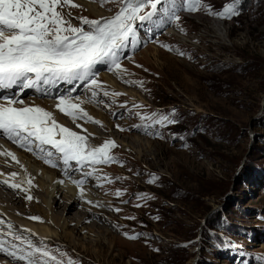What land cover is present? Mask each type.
I'll list each match as a JSON object with an SVG mask.
<instances>
[{
  "label": "rangeland",
  "instance_id": "obj_1",
  "mask_svg": "<svg viewBox=\"0 0 264 264\" xmlns=\"http://www.w3.org/2000/svg\"><path fill=\"white\" fill-rule=\"evenodd\" d=\"M79 1L96 6L106 16L101 20L114 16L122 3ZM230 2L236 0H202L213 12ZM172 8L178 21L166 13ZM185 8L186 0H162L155 15L168 20L167 28L137 51L120 56L119 69L101 73L98 86L78 97L87 109L83 112L100 122L92 124L103 138L71 125L70 117L58 110L73 130L87 135L88 143L109 138L108 120L126 144L112 140L116 147L109 155L118 158L84 171L95 168L88 176L90 189L105 202L111 193L116 197L97 209L108 220L95 218V227L90 221L82 229L69 226L74 244L32 241L47 246L64 264L68 259L75 264H264V0H238L239 14L230 19ZM63 11H71L66 18L85 30L79 17L98 19L82 7ZM150 11L145 7L139 15ZM144 28L135 26L140 33ZM103 75L112 77V86ZM93 91L100 98L96 103ZM23 101L17 107L48 111L39 105L46 99ZM165 116L168 120L159 123ZM132 135L142 139L141 145L128 147ZM122 173L120 181H108ZM0 191L8 192L3 184ZM81 205L76 211L83 210ZM15 211L29 217L37 212L22 204ZM2 231V237L13 233ZM9 242L26 248L17 240Z\"/></svg>",
  "mask_w": 264,
  "mask_h": 264
},
{
  "label": "snow or ice",
  "instance_id": "obj_2",
  "mask_svg": "<svg viewBox=\"0 0 264 264\" xmlns=\"http://www.w3.org/2000/svg\"><path fill=\"white\" fill-rule=\"evenodd\" d=\"M95 2L103 5L106 0ZM161 3L162 0H122L119 11L110 18L101 20L79 17L80 24L87 25L88 30H85L82 26H74L66 18L71 16V11H63L66 6L80 7L72 0H0V89L18 86L21 90L40 91L41 84L55 85L59 81L71 84L90 78L91 85L98 86L94 68L98 64H110L119 69V54L135 36L134 22L151 20ZM149 6L150 12L139 15ZM201 8L220 19H230L239 14L238 0L226 3L219 12H213L202 0H186L185 10L195 12ZM167 11L171 12V19L179 20L175 8L166 10V13ZM140 84L142 86V82ZM104 95L107 96L108 93L105 92ZM95 96L93 91V97ZM4 100V103H0V134L26 151L32 152L33 147L37 148L43 154L39 158L51 167H57L56 161L59 160L65 166L67 174L71 162L83 168L85 165L110 164L115 160V157L109 155V150L116 147L114 141L109 140L100 147H93L89 145L86 136L59 124L53 113L38 106L17 107L24 105L23 100L8 97ZM56 107L73 122L87 119L88 122L100 123L92 120L69 96L60 97ZM167 120L168 117L165 116L158 122L164 123ZM45 146H50L54 152L46 150ZM0 155H7L16 161L11 152H0ZM54 156L56 159H53ZM95 171L93 168L84 174L91 176ZM11 175L15 178L18 173L13 172ZM72 182L80 189L79 195L83 199L85 181ZM2 183L13 190L20 188L18 183H9L7 180ZM27 183L30 187L33 186L31 179ZM116 195L121 193L117 192ZM27 199L31 200L32 197L28 196ZM30 219L39 220L38 217ZM3 223L0 221V225ZM8 228L11 229V225ZM7 234L26 245V248L12 245L9 250L5 247V242L0 240V251L13 259L22 261L23 264H64V260L57 259L47 246H36L31 240H25L12 232ZM60 255L64 256L63 253ZM67 264H75V261L68 259Z\"/></svg>",
  "mask_w": 264,
  "mask_h": 264
},
{
  "label": "bare ground",
  "instance_id": "obj_3",
  "mask_svg": "<svg viewBox=\"0 0 264 264\" xmlns=\"http://www.w3.org/2000/svg\"><path fill=\"white\" fill-rule=\"evenodd\" d=\"M72 2H76L78 5H80V7L85 9L87 13H89L90 15L96 16V18L98 19H101L102 17H106V16H103L104 14L94 5L86 4L79 0H72ZM103 78H105V81L109 83L110 85L114 83L111 80L112 79L111 76H104ZM73 102L79 104L82 110L84 109L87 111L86 108H83L81 106L78 98L73 99ZM57 103L58 101H55V100H47V101H41L39 105L46 107L49 112L53 113L54 118L59 124L65 127H68L70 130L75 131L78 134H82V131H83L87 133L89 136L94 135L96 136V138L97 137L103 138L101 135L98 134L92 122H89L90 125H88L87 119H83L84 121H86V123H82V122L78 123L77 120H76L77 122L76 121L73 122L71 118L66 119L68 120V122L70 121L72 123L71 125L77 126L82 131L73 130L74 126L72 128L69 124L70 122L69 123L66 122V120L62 118L64 116L61 117L60 114L58 113V108L56 107ZM99 119H103V117L102 118L99 117ZM103 120L104 122L106 121V119H103ZM94 121H98V120H94ZM106 123L108 125L105 124L106 125L105 128L108 130L109 138L107 137L105 141H103L102 143H98V144H92L91 142H89V145L93 147H100L106 141H109V140L118 141L120 139L116 137V134L112 130L114 124H112L111 122H108V120L106 121ZM95 124L97 125V123ZM133 129L135 130V128ZM138 131L141 133H146L143 130H138ZM130 139H131V145L128 146L129 148H133L132 145L134 143H140L141 145L142 139L140 137L138 138L132 135ZM122 141H121V144L123 143V145H126ZM5 151L11 152L12 154H14L16 157V161L12 160L11 157L7 155H0V182L7 180L9 183H18L20 184V188L13 190L3 183L4 189L7 190L8 192L0 191V221L4 222L2 225H0V230L9 229L7 226L11 225V229L9 230L13 231V233L16 235L27 237V240L33 241V243H35L36 245H38V243H41V240L51 241V239L53 241L56 240L57 242H64L65 240H68L71 243L73 242L75 243L74 241L75 239L73 238L72 234L68 232L69 226L75 225L79 229L82 226L85 227L84 224L90 221L89 224L92 225V227H95L97 225L96 224L97 222L94 221L95 218H98L100 221L104 219L108 220V218L104 214H101L100 212H98L97 209H102L104 206L106 207L105 203L107 201L114 202V199H116L115 195H113L114 193H111L109 197H107L108 199L106 198L107 201L105 202L104 198H102L101 196H98L96 192L90 189L91 178L88 180V176H85L83 179H81V180H84L85 181L84 184H86V185H83L85 196L83 199H81L79 195L80 189H78L75 186V184L72 182L73 179L66 181L65 178H63L60 175V172H57L55 170H50V168H48L45 163L42 164L41 162H39L38 160L40 158L38 157L34 158L33 157L34 155L29 156L28 154L22 153L17 148L13 147L11 144L4 142V141H0V152H5ZM114 157L116 160V157L118 158V155ZM17 161L19 163H17ZM119 162H122V164L125 163L121 158L119 159ZM13 172L18 173V175L15 178H13L11 175ZM124 177L125 175L123 173L119 175H113L109 177V179L111 180L108 179V181L118 182L120 181L121 178H124ZM28 179L32 180L33 186L30 187L28 185L27 183ZM59 181H63V183H60ZM132 181L134 182V180ZM21 195H24L25 197L23 198ZM28 196H31L32 199L28 200L27 199ZM39 200L42 201V202L40 201L41 202L40 205L38 204ZM25 201L28 203H26ZM89 201L91 203H89ZM20 204L25 206L27 209L33 210V212L34 210L37 211L36 213L30 215V217H38L39 220L30 219V217L26 216L24 213L16 212L15 209L18 208V205ZM80 204L83 205L84 207L83 210L76 211L75 207H77V205H80ZM22 208L23 207H21V211L24 212ZM62 213H66L65 216L64 214L61 215ZM6 235L8 236V234ZM11 247L12 246H9L10 250H11ZM4 258H6L9 262L7 260H4ZM1 260H4V262H0V264H11V263L12 264H23L22 261L13 259L11 256L7 255L3 251H0V261ZM5 261H7L8 263H6ZM191 264H194V262H192Z\"/></svg>",
  "mask_w": 264,
  "mask_h": 264
},
{
  "label": "water",
  "instance_id": "obj_4",
  "mask_svg": "<svg viewBox=\"0 0 264 264\" xmlns=\"http://www.w3.org/2000/svg\"><path fill=\"white\" fill-rule=\"evenodd\" d=\"M196 262H197V261H196ZM196 262H195V263H196Z\"/></svg>",
  "mask_w": 264,
  "mask_h": 264
}]
</instances>
